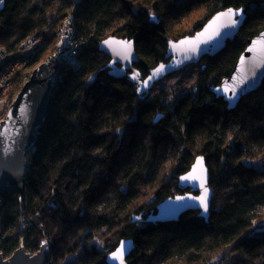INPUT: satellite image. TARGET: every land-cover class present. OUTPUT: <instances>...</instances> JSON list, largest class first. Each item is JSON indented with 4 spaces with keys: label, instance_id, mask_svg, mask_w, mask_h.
<instances>
[{
    "label": "trees",
    "instance_id": "obj_1",
    "mask_svg": "<svg viewBox=\"0 0 264 264\" xmlns=\"http://www.w3.org/2000/svg\"><path fill=\"white\" fill-rule=\"evenodd\" d=\"M2 2L0 46L12 52L30 36L43 45L13 73L10 96L29 79L27 68L54 52L58 41L62 49L68 34L84 41L72 62L59 61L47 123L26 156L24 206L16 190L0 197L4 257L21 246L35 254L48 240V264H107L121 240L131 239L136 249L129 264H264V167L245 162H264V85L232 111L211 91L264 30V0ZM227 8L247 10L240 33L202 60L195 89L172 110L164 93L140 97L135 84L109 75L110 59L99 51L103 40H133L139 57L155 67L170 41L196 33ZM200 10L190 31L181 30ZM198 156L210 170L209 221L190 211L178 222L148 223L161 202L185 193L178 179ZM95 240L105 251L92 245Z\"/></svg>",
    "mask_w": 264,
    "mask_h": 264
},
{
    "label": "water",
    "instance_id": "obj_2",
    "mask_svg": "<svg viewBox=\"0 0 264 264\" xmlns=\"http://www.w3.org/2000/svg\"><path fill=\"white\" fill-rule=\"evenodd\" d=\"M2 8L3 2L0 4V11ZM229 10L235 14L231 17L221 15L228 13ZM246 11L245 8L220 10L201 30L177 41H170L164 60L155 67L148 66L139 57L135 42L127 38L111 36L100 43L99 51L110 59L109 75L135 84L138 95L143 97L168 76L176 74L187 66L200 64L206 56L214 57L223 51L228 42L234 41L240 33L247 19ZM153 20L156 18L154 17ZM125 43L130 47L126 48ZM137 66L146 70V77L143 78ZM157 69L162 70L157 73ZM263 85L264 30L248 41L230 76L223 79L219 85L212 86L211 91L217 99L223 98L227 109L232 111L243 99L256 93ZM54 91V84L49 77V64L42 63L30 73L29 79L11 104L6 120L0 123V197L9 190H16L19 193L21 207L24 205L28 179L26 156L37 145L38 133L47 123ZM159 119L160 117L156 122ZM198 161L202 163L198 165ZM200 169L203 170V181L184 179L193 174L200 175ZM178 187L185 193L161 202L157 206L156 213L151 214L147 219L148 223L178 222L190 211L198 212L199 217L209 221L213 191L210 188V170L204 156L196 157L191 168L179 177ZM201 197H206L207 209L201 202ZM122 246L123 257L117 259L116 255ZM135 249L133 240L123 239L116 249L107 255L106 262L129 264L128 260ZM50 254L49 243L43 241L34 255L28 253L24 246L17 249L9 258H5L0 252V264H47Z\"/></svg>",
    "mask_w": 264,
    "mask_h": 264
},
{
    "label": "rangeland",
    "instance_id": "obj_3",
    "mask_svg": "<svg viewBox=\"0 0 264 264\" xmlns=\"http://www.w3.org/2000/svg\"><path fill=\"white\" fill-rule=\"evenodd\" d=\"M201 12H202V10L196 12L190 18L183 20L184 24L181 25L183 28L181 30L190 31V28L192 26V22H194L196 19H198L201 16ZM56 46H58V47L54 52H51V50L46 52L45 55L42 56L41 62L38 61L34 65H32L30 68H27L28 69L27 72L31 73L41 63H44V62H46L47 64L54 63L56 61L55 58H56L58 48H61L60 51H63V49H62L63 43L61 41H58ZM57 58H58V62L60 61L61 63L64 61V58L68 59L71 62L73 60V59L68 58V54L66 52L61 54L60 57L57 56ZM60 62H59V64H60ZM201 66H202L201 63L198 65L187 66L184 69H182L181 71L177 72L176 74L168 76L167 78L163 79L162 81H160L159 83H157L154 86V88L148 94V99H153L155 96H158L161 93H164L165 97L167 99L166 103L169 105L170 109L172 110L173 106L175 104H177L181 98L192 93L193 90L195 89V85L198 83V80H199ZM60 73H61V65H60ZM16 96H17V94L14 95V98ZM14 98H13V95L11 97H9V100H11V103H13ZM245 162L247 165H250V166L264 167V162H259V161L251 162L248 160H246ZM24 204H25V200H24ZM262 213L264 216V211ZM263 219H264V217H263ZM141 225H143V224H141ZM92 245H94L96 248H98L101 251H105L103 243H101L98 240H95L92 243ZM31 255H34V254H31ZM9 257H5V258H9ZM76 259H77V256H73V257L69 258L68 261L69 262L76 261ZM212 264H216V263H212Z\"/></svg>",
    "mask_w": 264,
    "mask_h": 264
},
{
    "label": "built area",
    "instance_id": "obj_4",
    "mask_svg": "<svg viewBox=\"0 0 264 264\" xmlns=\"http://www.w3.org/2000/svg\"><path fill=\"white\" fill-rule=\"evenodd\" d=\"M70 37L71 35L68 34V40L64 42L65 44L63 50H66L69 58H73L77 55L79 48L84 44V41L81 40L79 43H75L70 40ZM42 46L40 38L34 36L26 38L17 47V49L12 52L0 46V123L7 118L9 108L12 104L11 100H9V97L11 96L8 94V88L10 86L13 73L26 66L31 61L32 57L40 52ZM61 52L62 51L60 50L57 51L55 58V62L57 64H59L57 56H59ZM50 65L51 64H49V66ZM58 75L60 76L59 70H57V76L55 75V79L53 80L55 89Z\"/></svg>",
    "mask_w": 264,
    "mask_h": 264
},
{
    "label": "snow or ice",
    "instance_id": "obj_5",
    "mask_svg": "<svg viewBox=\"0 0 264 264\" xmlns=\"http://www.w3.org/2000/svg\"><path fill=\"white\" fill-rule=\"evenodd\" d=\"M235 13H233L231 10H229L228 13H222L221 15L224 16V15H227L228 17H231L232 15H234ZM219 19V18H218ZM234 22V21H233ZM125 47H130L129 44L125 43ZM162 69H157V73H159ZM149 79H151V77H149ZM202 161H198V165L201 164ZM184 179H201V181H203V170L200 169V175H190L188 177H185ZM201 202L204 204V207L205 209H207V203H206V197H201ZM123 254H124V247L122 246L119 250V252L117 253L116 255V258L117 259H120L123 257Z\"/></svg>",
    "mask_w": 264,
    "mask_h": 264
},
{
    "label": "bare ground",
    "instance_id": "obj_6",
    "mask_svg": "<svg viewBox=\"0 0 264 264\" xmlns=\"http://www.w3.org/2000/svg\"><path fill=\"white\" fill-rule=\"evenodd\" d=\"M41 62V60L39 61ZM42 64V63H41ZM57 70L60 71V64H57L56 62L52 63L50 66H49V77L51 78L52 82L53 80L55 79V75L57 76ZM57 78V77H56ZM59 80V75H58V78L56 80V85H57V82ZM49 113V112H48ZM6 120V119H5ZM190 191V190H188ZM187 191V192H188ZM48 242V240H47ZM50 245V244H49ZM49 262V261H48ZM48 264V263H47Z\"/></svg>",
    "mask_w": 264,
    "mask_h": 264
}]
</instances>
